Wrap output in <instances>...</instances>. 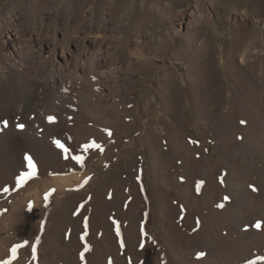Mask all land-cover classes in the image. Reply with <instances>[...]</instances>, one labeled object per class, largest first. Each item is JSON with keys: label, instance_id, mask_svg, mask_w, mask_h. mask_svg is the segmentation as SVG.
Masks as SVG:
<instances>
[{"label": "rangeland", "instance_id": "1", "mask_svg": "<svg viewBox=\"0 0 264 264\" xmlns=\"http://www.w3.org/2000/svg\"><path fill=\"white\" fill-rule=\"evenodd\" d=\"M259 28H264V0H0V69L11 59L8 54L12 48L10 34L18 33L16 43L21 45L20 56L31 57L30 52L37 49L38 35L75 50L74 39L79 38L89 44L91 36L100 31L104 39L112 43V50L110 67L102 66L98 71L111 70L109 73L117 78L119 84L127 87V92H120L112 85V78L99 80L96 87V84L86 86L83 83H72L63 95L64 98L58 95L38 96L34 99L27 117L11 118L3 113L0 121V264L6 260L11 261V264H50L51 254H45L44 251L56 252L58 264H98L94 250L90 249V254L85 250L87 238L82 239L88 228L92 229L96 224L98 214L95 209L81 210L88 217L87 227L81 225V222L77 223V220L73 221L72 226L67 217L56 212L58 193L48 200L44 194L46 196L41 197L42 204L36 205L25 201L23 194L40 179L58 175L57 168L65 170L86 166L84 171L80 169L79 174L88 173V180L72 193L84 195L86 202H91L106 169L115 165V174L126 176L127 172L120 170V160L125 159L126 164L129 160L137 163L138 159L148 156V142L153 134H156L162 150L151 160L148 170H144L143 181L146 184L145 191H148L145 201L148 203L149 214L138 226L140 228L142 223L144 225V246L139 264L171 261L170 250L166 246L170 223L180 241L179 258L184 262L196 259V263L209 264L210 250L216 253L219 244H216L218 248L214 250L203 246L201 237L196 234L200 226L197 222H191L189 230L181 218L166 224L164 211L154 203V197L158 189H162L176 197L189 210L193 208V197L197 196L201 206H206L202 202V194L191 192L188 200L184 194L185 187L180 191L164 180L176 181L182 174L173 170L179 161L172 153L171 143L175 141H171L170 135L173 136L172 129L177 122L184 130H188L192 124L193 139H200V130L208 153L213 152L216 146L222 149L225 130L221 126L220 117L223 114L220 110L229 111L233 94H240V88L244 86L238 73V51L244 46L247 37L257 35ZM172 68L176 75L171 73L172 80L169 89H166L163 79ZM199 78L207 86L205 103L210 110L215 111L218 118L213 125L209 124L207 114L198 111L195 106L193 90ZM206 78L211 79L210 84ZM9 84L1 76L0 92L12 89ZM84 85L86 88H83ZM170 95L176 99L181 114L177 115L174 109L169 108ZM121 98L126 99L129 112V129L124 133L117 129V118H113L114 129V125L107 124L110 112L121 109ZM49 117H54V122H50ZM92 119H99L102 124ZM230 119L237 121L236 117ZM48 128L51 138L45 136ZM74 129H81L82 143L97 145L95 154L83 159L82 164L74 158L71 160L64 153L73 144ZM93 130L111 134L103 148L100 142L90 136ZM16 136L19 144L13 141ZM225 140L227 146L234 150L241 142L237 134H229ZM39 143L45 146L42 150L38 149ZM256 153L254 167L251 169L254 191L251 208L257 219L256 225L260 223L261 227L255 225L254 233L241 240L263 248L264 157L260 152ZM28 157H31L35 165L34 174L29 165L16 167L17 160H28ZM101 161L108 162L109 166L106 169L95 168ZM219 168L207 174L196 171L195 175L204 180H213L217 185L220 180ZM21 177L27 179L17 183ZM187 180L183 174V186L188 183ZM212 190L215 199L223 195L220 187H212ZM39 191H42L41 187ZM232 204L235 205L234 202ZM67 209L64 214L69 218L74 217L78 205L72 201ZM178 209L182 212L181 208ZM74 230L79 231V235L73 238L72 249L66 253L61 252L64 251V242L61 241L59 231L69 232L65 233L69 241ZM24 242L27 245L19 248L13 259L12 249ZM200 253L205 255L201 257ZM263 256L262 251L258 257ZM110 258L114 261L113 257ZM261 260L258 259V263L260 261V264H264V260Z\"/></svg>", "mask_w": 264, "mask_h": 264}, {"label": "bare ground", "instance_id": "2", "mask_svg": "<svg viewBox=\"0 0 264 264\" xmlns=\"http://www.w3.org/2000/svg\"><path fill=\"white\" fill-rule=\"evenodd\" d=\"M90 29H92V26ZM9 37L12 40V48L8 53L11 59L8 60L9 62H5V66L0 69V75L8 80L12 89L5 93H3L4 91L0 92V121L3 113L11 118L19 117L22 119L27 117L34 99H37L38 96L59 95L62 97L72 83L93 86L99 80L112 78V85L115 88L119 89L120 92H127V87L120 85L117 78L109 73L111 70L98 71L102 66L110 67L109 57L112 50V43L105 40L100 31L91 36L89 44L83 43L79 38L74 39L75 50H71L70 46L64 47L56 40H47L38 35L36 37L37 49L30 52L31 57L20 56L21 45L16 43L18 39L17 32L10 34ZM83 58H85L84 61ZM88 59L89 62H87ZM237 63L238 73L243 79L244 86L240 88V94H233L230 110H220V113L223 114L220 117V122L225 130L221 142L222 149L219 150L220 146H216L213 152L208 153L204 146V135L200 130H198L200 139L197 141L193 139L192 124L188 130H184L181 128L182 125L177 122L172 129L173 136L170 135V138L172 137L171 141H175L174 144L171 143L172 153L179 161H176L178 163L173 170H177L182 174L176 181L175 179L164 180L180 191L182 187H185L184 194L188 200L191 192L196 191L198 195L202 194V202L206 206H201L197 196L193 197V208L189 210L176 197L162 189H158V192L156 191L158 194L154 197V203L164 211V216H162L165 218L164 222L166 224L176 218H181L185 222L187 230H189L190 223L197 222L200 226L198 230L196 229L197 233H195L201 237V244L211 247L213 250L218 248L216 244H219L216 253H212V250H210L212 254L210 253L208 258L209 264H260V261L258 263V259H260L258 256L261 255L262 251L264 252V246L263 248H260L261 245L256 247L249 244L247 240H241L246 236L249 237L255 231L253 227L256 225L257 219L251 208L254 197L251 169L253 170L254 167L256 152H260L264 157V28H259L255 37H247L244 46L238 51ZM169 68L171 69V66ZM171 73L176 75L172 68V71L166 74L163 79L166 89H169L170 80H172ZM206 79L210 84L211 79ZM193 92L196 109L207 114L210 125L215 124L218 118L215 116V111L210 110L205 103L208 96L207 86L201 78L196 81ZM175 102L174 96L170 95L169 108L174 109L177 115L181 114V111H179L181 108ZM120 105L121 109L110 112L107 124L114 125L113 118H117L116 120L119 122L117 129L124 133L129 129V112L126 99L121 98ZM231 117H236L237 121H231ZM92 120L102 124L99 119ZM112 128L114 129L115 125ZM80 130L74 129L73 144L70 149L64 152L71 160L76 156H80L85 160L96 152V147L85 149L84 144L87 143L81 142ZM229 134H233V136L237 134L240 137L241 142L236 150L231 149L225 143V139H228ZM45 136L52 137L49 128L46 130ZM90 136L96 142H100L99 144L103 148L111 134L109 135L101 130H93ZM14 140L17 141L16 144H19L17 136L13 138ZM157 140L156 134H153L149 139L148 156H143L141 160L138 159L141 165H139V162H133V160H129L127 164L125 159L120 160V170L127 172L126 176L116 175L115 165L106 169L109 166L108 162H98L95 168L106 169V174L100 179L98 191L91 202L87 203L84 195H79L77 192L72 193L73 190L78 189L88 180V173L80 172L81 174H79L80 169L84 171L86 166L65 170L57 168L58 175L40 179L23 194V199L28 200L30 205L42 204L41 197L44 198L47 195L46 200H48L50 196L58 193L56 212L67 217L72 226L74 220H77V223L81 222V225H85V221H88L87 215L84 216L81 213L83 208H87V210L95 209L94 211L98 214L96 224L94 223L93 230L90 227L88 228L83 238H87L86 244H89L90 249H93L97 254L98 264H139L140 253L144 246V225L142 223L140 228L138 226L141 220H144L149 214L148 203L145 201L148 191L147 189L145 191L146 184L143 181V176L144 170H148V167H150L151 160L162 150ZM1 142L2 137L0 135ZM45 144L49 145L48 142H45ZM44 147V145L38 144L39 150ZM159 159L161 160V158ZM164 164L162 165L164 166ZM28 165V160L19 159L16 167L20 168ZM218 167H221V169L219 168L220 180L217 185L213 180H204L202 177H198L197 174L195 175L196 171L206 174L213 173ZM164 168L166 167L164 166ZM183 174L189 180L184 186ZM141 175L142 179H140ZM17 183H21V180ZM215 186L216 188H222L223 191V195L218 196L217 199H215V192L212 190V187ZM39 187L42 188V191H39ZM226 197L227 199H225ZM72 201L78 205V209L76 215L74 214V217L70 216L71 218H69L64 213L68 211V204H71ZM233 202L235 205L232 204ZM43 205H45L44 202ZM220 205H223V207ZM177 208H181L182 212H179ZM170 224L168 225L169 234L166 238V246L170 250L171 261L161 264H199L195 262L196 259L190 258V261L184 262L179 258L180 241L173 233L172 228L174 226ZM194 229L191 230L194 231ZM66 232L59 231L58 233L61 241L64 242L63 250L65 252L61 251L63 253L72 249L73 238L79 235V231L74 230L71 233L73 237L68 241L65 236ZM254 248L256 249L253 250ZM50 250H52V247ZM44 252L48 255L51 254L52 262L50 264H58L56 252ZM89 252L88 250L87 253ZM110 257H113L114 261Z\"/></svg>", "mask_w": 264, "mask_h": 264}, {"label": "snow or ice", "instance_id": "3", "mask_svg": "<svg viewBox=\"0 0 264 264\" xmlns=\"http://www.w3.org/2000/svg\"><path fill=\"white\" fill-rule=\"evenodd\" d=\"M54 120H55L54 117H49V121H50V122H54ZM242 123H244V122L242 121ZM57 143H59V142H57ZM60 146L63 147V145H60ZM89 147H97V145H95L94 143H93L92 145H85V149H87V148H89ZM65 151H67V149H65ZM74 159H75L78 163H81V164L83 163V159H82V157H80V156H76V157H74ZM28 160H29V166L33 169V173H32V174H34V172H35V165L32 163L31 157H28ZM26 175H31V174H26ZM24 179H25V177H21V183H23ZM5 191H8V189H5ZM46 198H47V197H46ZM225 199H227V197H226ZM220 206L223 207V205H220ZM85 227H87V221H85ZM256 227H257V228H260V227H261V224H260V223H257ZM117 233L119 234V229H118V228H117ZM82 239H83V237H82ZM26 245H27V242H24V244H19V245H17L16 247H14V248L12 249V256H13V259L16 258V256H17V252H18V249L21 248V247H24V246H26ZM85 250H86V251L90 250V246H88V245L86 244V245H85ZM199 255L202 257V256L205 255V254H204V253H200ZM81 258L83 259V253H81ZM260 259L264 260V257H261ZM2 264H11V261H7V260H6V261H3Z\"/></svg>", "mask_w": 264, "mask_h": 264}]
</instances>
